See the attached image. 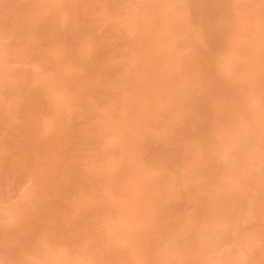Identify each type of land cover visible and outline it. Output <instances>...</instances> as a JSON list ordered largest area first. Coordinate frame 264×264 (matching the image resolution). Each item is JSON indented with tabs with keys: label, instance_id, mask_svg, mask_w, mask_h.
<instances>
[{
	"label": "rangeland",
	"instance_id": "obj_1",
	"mask_svg": "<svg viewBox=\"0 0 264 264\" xmlns=\"http://www.w3.org/2000/svg\"><path fill=\"white\" fill-rule=\"evenodd\" d=\"M0 264H264V0H0Z\"/></svg>",
	"mask_w": 264,
	"mask_h": 264
}]
</instances>
